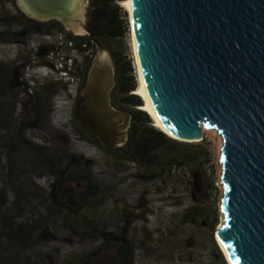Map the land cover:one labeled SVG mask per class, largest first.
<instances>
[{"label":"rangeland","instance_id":"obj_1","mask_svg":"<svg viewBox=\"0 0 264 264\" xmlns=\"http://www.w3.org/2000/svg\"><path fill=\"white\" fill-rule=\"evenodd\" d=\"M89 1L80 0L75 7L78 16L69 13L72 18L50 19L58 22L50 31L18 35L14 32L26 18L33 19V14L23 13L12 0L14 11L22 15V21H14L12 9L0 0V30L7 31L0 37V264H115L120 242L130 252L129 264H229L215 239L223 218L218 206L223 191L218 163L222 139L215 129L205 128L202 140L188 143L199 144L193 156L180 165L168 162L164 171L153 170L148 178L150 174L141 166L122 156L121 146L102 145L104 150L87 139L73 117L79 91H72L55 65L63 66L69 56H78L70 73L80 83L81 48L76 56L68 45H59L57 38L61 30L65 36L66 32L86 34ZM121 2L117 4L123 34L109 39V45L97 43L93 58L103 51L116 74L112 51L116 52L125 86L133 84L134 88L126 94L112 88L110 102L114 108L128 111L141 108L124 101L127 95L136 94L139 81L128 11ZM76 21L81 32L65 25ZM40 45L46 50L37 54ZM49 49L53 50L51 57L47 56ZM19 146L33 157L25 176L9 171L18 162ZM37 152L43 154L41 159L35 157ZM71 155H82L76 170L89 178L92 187L88 193V183L82 179L71 184L78 206L61 210L50 204L44 187ZM53 166L56 173L44 175ZM64 191L67 197L69 191ZM190 206L193 215L183 217ZM17 208L31 217V228L23 230L26 237L19 244L1 236L9 230L1 216H9Z\"/></svg>","mask_w":264,"mask_h":264},{"label":"water","instance_id":"obj_2","mask_svg":"<svg viewBox=\"0 0 264 264\" xmlns=\"http://www.w3.org/2000/svg\"><path fill=\"white\" fill-rule=\"evenodd\" d=\"M25 1L40 20L72 18L80 3ZM130 4L144 89L162 125L183 142L202 140L203 128L221 136L218 245L229 264H264V0ZM114 76L99 51L78 104L89 133L106 148L125 143L131 121L111 105Z\"/></svg>","mask_w":264,"mask_h":264},{"label":"trees","instance_id":"obj_3","mask_svg":"<svg viewBox=\"0 0 264 264\" xmlns=\"http://www.w3.org/2000/svg\"><path fill=\"white\" fill-rule=\"evenodd\" d=\"M6 2L12 9L13 14L11 15V19L14 21H22V15L16 14L17 11H14V4L12 0H1ZM121 0H90L88 9H87V17L85 26L88 30V34L73 36L70 33H67L66 38L74 39V45L76 47L81 48V66H82V79L79 83L78 87V98L77 104L73 108V117H75L80 125L82 126V131L85 130L87 139L91 142L95 143L99 147L104 150L105 149L99 142L91 136L88 129L86 128L81 116L78 113V104L80 102L81 96L80 92L84 84V79L89 67V64L93 58V54L95 51V47L97 43L109 45L108 40L120 37L123 34L122 26L120 24L119 15H120V7L117 4ZM23 23L20 24V30L14 32L15 34L26 35L28 33L39 31H50V29L57 26V20H49V21H36L29 18L25 19ZM61 28V27H59ZM63 32V30H61ZM7 33L6 30H0V37L3 38V35ZM77 38L79 41H77ZM85 42L87 46L92 49L91 55H85L83 51L86 48L82 47L81 44ZM51 49V48H50ZM49 49V50H50ZM43 50H46V46L40 45L37 50V54H41ZM112 55L115 57L116 64V74H115V83L113 86V91L117 93H124L133 90V84L126 85V78L123 75V72L120 70L121 61L117 57L115 51H112ZM78 56L72 59V66L77 65ZM124 101L131 107H137L141 105V100L136 94H129L124 98ZM128 112L131 114L130 125L127 130V138L125 143L120 147V153L122 156L127 157L129 160L136 162L139 166H141L146 175L152 177L151 171H164L168 162H182L188 157L193 156L198 145L188 144L189 142H183L174 138L167 136L164 132L159 130L157 127L153 125L152 120L149 115L141 109H130ZM34 149V148H30ZM116 150V149H115ZM36 153V152H35ZM37 159H41L43 154L41 152H37ZM33 158V157H32ZM32 158L27 153V151L19 146L16 153V159H18L17 163H12L9 166V171L12 174L13 171L15 174L19 176L28 175L30 171V164ZM82 155H71L67 161V163L60 167L57 170V175L54 177H50L46 183V187H44V192L49 196V201L52 206L57 207L58 209L65 210L68 209H76L78 203L75 201L74 190L71 189V184H76L77 180H83V182H87L86 191H90L92 187V183L89 181V178L85 175L78 174L76 168L82 161ZM69 164V168H68ZM50 172L44 173V175L55 174V166L49 168ZM64 190H68L69 194L64 193ZM72 192V194H71ZM69 195V196H68ZM73 198H72V197ZM65 208V209H64ZM193 209V206H190V210L184 212L183 217H191L193 213L190 211ZM30 216L23 212L21 208H17L13 214H4L1 216V221H5L8 224L4 225L9 230H6L1 236L7 238L9 241H12L15 244H19L20 240L26 237L23 234V230L31 228L28 224L30 220ZM15 226V228H14ZM22 231V232H21ZM7 240V241H8ZM218 255L221 256L218 251ZM131 260L130 252L125 244L122 242L119 243L117 248V254L115 255V264H129Z\"/></svg>","mask_w":264,"mask_h":264},{"label":"bare ground","instance_id":"obj_4","mask_svg":"<svg viewBox=\"0 0 264 264\" xmlns=\"http://www.w3.org/2000/svg\"><path fill=\"white\" fill-rule=\"evenodd\" d=\"M123 4V6L125 7V9L130 13V17H131V4H130V0H122L121 2ZM18 4L20 6V8H22L25 12L32 14V10L30 8V6L26 3L25 0H18ZM75 16L80 15V11L79 9H76V12L74 13ZM132 23V22H131ZM66 26L68 28H70L73 32L77 33V32H81L83 30V28L81 27V24L76 21V22H70V23H66ZM131 40H132V47H133V51H134V55H135V62L137 65V70H138V81H139V86L137 88V90H135V93L137 95L140 96V98L143 100V104L140 105V108L143 109L148 115L149 117L153 120V125L155 127H157L159 130H161L162 132H164L167 136L174 138V139H181L178 138L177 136H175L174 134H172L171 132H169L161 123V121L159 120V118L157 117V115L155 114L154 110L152 109L149 99L146 95L145 89H144V85H143V81H142V77H141V72H140V68H139V64H138V59H137V54H136V46H135V41H134V34H133V29L131 27ZM205 130V128H203V131Z\"/></svg>","mask_w":264,"mask_h":264},{"label":"built area","instance_id":"obj_5","mask_svg":"<svg viewBox=\"0 0 264 264\" xmlns=\"http://www.w3.org/2000/svg\"><path fill=\"white\" fill-rule=\"evenodd\" d=\"M57 43L59 45H68V49H70V51H72L74 53V55L77 56L78 54V47H76L74 45V39H69L66 38L65 34L63 32H60L58 38H57ZM82 47L86 48L85 51H83V53L85 55H91L92 49L86 45L85 42H83L81 44ZM53 55V50H49L47 52V56L51 57ZM72 59L70 56L68 57V59L65 61L64 65H60L57 66L55 65V70H57L62 76H64L65 78H67V80L69 81V84L72 86V91L76 93V91L78 92V87H79V80L78 78L73 77V75L70 73L71 70V66H72Z\"/></svg>","mask_w":264,"mask_h":264},{"label":"flooded vegetation","instance_id":"obj_6","mask_svg":"<svg viewBox=\"0 0 264 264\" xmlns=\"http://www.w3.org/2000/svg\"><path fill=\"white\" fill-rule=\"evenodd\" d=\"M32 20H35V19H32ZM37 21V20H36Z\"/></svg>","mask_w":264,"mask_h":264}]
</instances>
